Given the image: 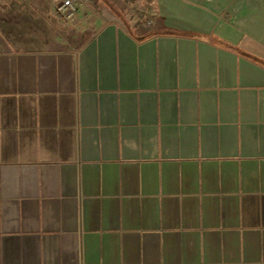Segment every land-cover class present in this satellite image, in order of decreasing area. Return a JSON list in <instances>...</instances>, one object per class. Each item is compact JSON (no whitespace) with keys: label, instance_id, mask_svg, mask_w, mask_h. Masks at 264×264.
<instances>
[{"label":"crops","instance_id":"0c3cea01","mask_svg":"<svg viewBox=\"0 0 264 264\" xmlns=\"http://www.w3.org/2000/svg\"><path fill=\"white\" fill-rule=\"evenodd\" d=\"M64 1L0 0V264H264V0Z\"/></svg>","mask_w":264,"mask_h":264},{"label":"built area","instance_id":"2783aa9c","mask_svg":"<svg viewBox=\"0 0 264 264\" xmlns=\"http://www.w3.org/2000/svg\"><path fill=\"white\" fill-rule=\"evenodd\" d=\"M74 2L73 0L64 1L57 9L66 19H70L74 13ZM143 18V15H140ZM152 21L148 18H144V25L150 26Z\"/></svg>","mask_w":264,"mask_h":264},{"label":"trees","instance_id":"16d2710c","mask_svg":"<svg viewBox=\"0 0 264 264\" xmlns=\"http://www.w3.org/2000/svg\"><path fill=\"white\" fill-rule=\"evenodd\" d=\"M145 4L147 5V4H150V2L149 1H147V2H145Z\"/></svg>","mask_w":264,"mask_h":264},{"label":"rangeland","instance_id":"374dc122","mask_svg":"<svg viewBox=\"0 0 264 264\" xmlns=\"http://www.w3.org/2000/svg\"><path fill=\"white\" fill-rule=\"evenodd\" d=\"M145 1H146V0H145ZM145 1H144V2H145Z\"/></svg>","mask_w":264,"mask_h":264}]
</instances>
